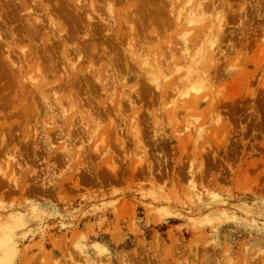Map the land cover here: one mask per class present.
I'll return each instance as SVG.
<instances>
[{"label": "rangeland", "instance_id": "374dc122", "mask_svg": "<svg viewBox=\"0 0 264 264\" xmlns=\"http://www.w3.org/2000/svg\"><path fill=\"white\" fill-rule=\"evenodd\" d=\"M0 40V264H264V0H0Z\"/></svg>", "mask_w": 264, "mask_h": 264}, {"label": "bare ground", "instance_id": "6f19581e", "mask_svg": "<svg viewBox=\"0 0 264 264\" xmlns=\"http://www.w3.org/2000/svg\"><path fill=\"white\" fill-rule=\"evenodd\" d=\"M188 2H190V1H188ZM197 2V3H196ZM195 3H193V1L191 2V3H193L192 5H191V8H189V10L188 11H190L189 13H188V11H186L187 13H186V15H185V19H187L188 20V23L190 22V24H192V22L193 23H195V24H197V23H199V22H201V21H203L205 18L204 17H206V16H204V17H201L200 16V14L201 13H199V12H197L198 10H199V8H200V6H201V4H200V6H198L197 4H198V1H196ZM202 4H203V2H202ZM203 6V5H202ZM190 7V6H189ZM197 7H199V8H197ZM196 9H197V11H196ZM201 9V8H200ZM202 10H204V9H202ZM159 11V10H158ZM156 12V11H155ZM179 12V11H178ZM181 12V11H180ZM202 12V11H201ZM83 13V12H82ZM165 14V13H164ZM177 15H178V13H176ZM180 14H182V13H180ZM187 14H188V16H187ZM88 15H90V14H88ZM112 15V14H111ZM157 15H159V14H157ZM156 15V16H157ZM204 15H205V13H204ZM175 16V15H174ZM180 16V15H179ZM182 16V15H181ZM180 16V17H181ZM82 17V16H81ZM90 17V16H89ZM92 17V16H91ZM151 17V16H150ZM176 17H178V16H176ZM182 18H184V14H183V17ZM182 18H180V19H182ZM89 19H91V18H89ZM112 19V18H111ZM157 19V18H156ZM178 19H179V17H178ZM92 20V19H91ZM177 20V19H176ZM112 21V20H111ZM164 22V21H163ZM167 22V21H166ZM178 22H180V20L178 21ZM177 21H176V23H178ZM175 23V24H176ZM186 25L185 26H187L188 24L187 23H185ZM177 25V24H176ZM209 25V24H208ZM113 26V25H112ZM181 26V25H180ZM184 26V25H183ZM167 27V26H166ZM98 28V27H97ZM112 28V27H111ZM184 28V27H183ZM189 28V27H188ZM188 28H186V29H188ZM201 28V27H200ZM95 29V28H94ZM186 29H185V31H186ZM190 29H192V28H190ZM196 29V28H195ZM119 30V29H118ZM189 30V29H188ZM194 30V29H193ZM184 30L182 29V31L181 32H183ZM121 32V31H120ZM186 32H189V31H186ZM191 32V31H190ZM189 32V33H190ZM135 33V32H134ZM189 33H185V34H189ZM185 34L183 33V36H185ZM205 34V33H204ZM209 34V33H208ZM121 36V35H120ZM136 36V35H135ZM185 38V37H184ZM207 38V37H206ZM1 41V40H0ZM186 41V40H185ZM33 42V41H32ZM187 42V41H186ZM138 43V42H137ZM48 54H49V52H48ZM12 56V55H11ZM191 57H194V56H191ZM194 59V58H193ZM192 58H191V60L193 61V62H195L194 60H193ZM190 60V61H191ZM192 62V63H193ZM198 63V62H197ZM195 64V63H194ZM70 65V64H69ZM19 70V69H18ZM108 71V70H107ZM192 72L193 70H189L188 71V73L186 72L185 73V77H189L188 75H189V72ZM194 72V71H193ZM193 73H191V75H192ZM164 75V74H163ZM187 75V76H186ZM191 75H190V77H191ZM198 75V74H197ZM166 76H168V75H166ZM184 76V75H183ZM193 76V75H192ZM96 79V78H95ZM194 79V78H193ZM193 79H188L187 80V83L190 85V87H192L193 89H199V86H196V85H194V83H195V81H192ZM97 81L99 80V79H96ZM95 80V81H96ZM195 80V79H194ZM39 82V81H38ZM117 82V81H116ZM66 83V82H65ZM185 83V82H184ZM186 83V85H188ZM185 85V86H186ZM182 87V86H181ZM183 87H184V84H183ZM180 88V87H179ZM185 88V87H184ZM52 89V88H51ZM181 89V88H180ZM179 90V89H178ZM189 90V89H188ZM191 90V89H190ZM189 90V91H190ZM180 91H182V90H179L178 92H180ZM186 91V90H185ZM60 92V91H59ZM184 91H182V93H183ZM152 93V92H151ZM177 93V92H176ZM186 93H188L187 91H186ZM178 94H181V93H178ZM185 94V93H184ZM56 96V95H55ZM58 97V96H57ZM60 97V96H59ZM196 97V96H195ZM195 97H194V99H195ZM204 97H205V95H204ZM104 107V106H103ZM68 109V108H67ZM107 111V110H106ZM114 123V122H113ZM46 125V124H45ZM80 125V124H79ZM80 128H81V126H80ZM112 128V127H111ZM70 130V129H69ZM33 138V137H32ZM35 144V143H34ZM6 147V146H5ZM64 151V150H63ZM7 235H9V234H7ZM9 238H11V236H9ZM10 240V239H9ZM7 250V249H6ZM6 250H3V252H2V254H1V256H0V263H5V261L7 260V251Z\"/></svg>", "mask_w": 264, "mask_h": 264}]
</instances>
